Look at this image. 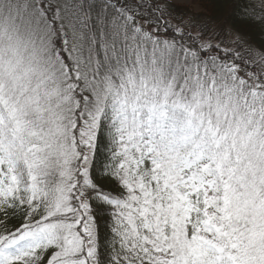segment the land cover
<instances>
[{"label": "snow or ice", "instance_id": "snow-or-ice-1", "mask_svg": "<svg viewBox=\"0 0 264 264\" xmlns=\"http://www.w3.org/2000/svg\"><path fill=\"white\" fill-rule=\"evenodd\" d=\"M0 0V264H264V0Z\"/></svg>", "mask_w": 264, "mask_h": 264}, {"label": "rangeland", "instance_id": "rangeland-1", "mask_svg": "<svg viewBox=\"0 0 264 264\" xmlns=\"http://www.w3.org/2000/svg\"><path fill=\"white\" fill-rule=\"evenodd\" d=\"M201 10L206 12L208 15H216L218 7L215 5L214 0H203Z\"/></svg>", "mask_w": 264, "mask_h": 264}]
</instances>
